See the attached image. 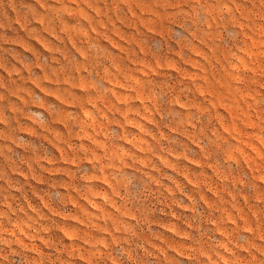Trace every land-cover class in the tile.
<instances>
[{
  "label": "rangeland",
  "instance_id": "1",
  "mask_svg": "<svg viewBox=\"0 0 264 264\" xmlns=\"http://www.w3.org/2000/svg\"><path fill=\"white\" fill-rule=\"evenodd\" d=\"M0 264H264V0H0Z\"/></svg>",
  "mask_w": 264,
  "mask_h": 264
}]
</instances>
